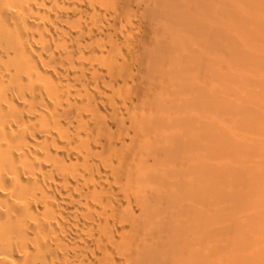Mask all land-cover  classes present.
Returning <instances> with one entry per match:
<instances>
[{"label": "bare ground", "instance_id": "bare-ground-1", "mask_svg": "<svg viewBox=\"0 0 264 264\" xmlns=\"http://www.w3.org/2000/svg\"><path fill=\"white\" fill-rule=\"evenodd\" d=\"M0 264H264V0H0Z\"/></svg>", "mask_w": 264, "mask_h": 264}]
</instances>
